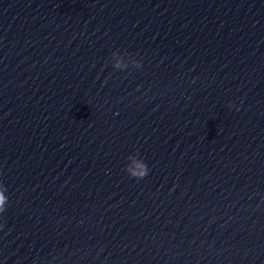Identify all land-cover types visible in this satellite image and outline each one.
Returning <instances> with one entry per match:
<instances>
[{
	"label": "water",
	"instance_id": "1",
	"mask_svg": "<svg viewBox=\"0 0 264 264\" xmlns=\"http://www.w3.org/2000/svg\"><path fill=\"white\" fill-rule=\"evenodd\" d=\"M0 194V264H264V0H0Z\"/></svg>",
	"mask_w": 264,
	"mask_h": 264
},
{
	"label": "clouds",
	"instance_id": "2",
	"mask_svg": "<svg viewBox=\"0 0 264 264\" xmlns=\"http://www.w3.org/2000/svg\"><path fill=\"white\" fill-rule=\"evenodd\" d=\"M147 173L146 172H144V173H141L140 174V176H141V178L144 176V175H146ZM5 197L3 196V194H0V211H3V204H4V202H5Z\"/></svg>",
	"mask_w": 264,
	"mask_h": 264
}]
</instances>
